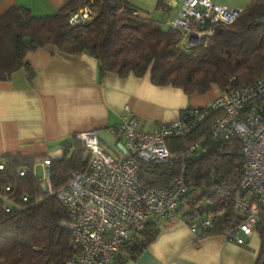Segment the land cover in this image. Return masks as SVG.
<instances>
[{
	"label": "trees",
	"instance_id": "trees-1",
	"mask_svg": "<svg viewBox=\"0 0 264 264\" xmlns=\"http://www.w3.org/2000/svg\"><path fill=\"white\" fill-rule=\"evenodd\" d=\"M82 6L95 13L93 20L70 26V13ZM174 9L157 0L156 10L161 16L169 19ZM179 39L178 32L163 28L162 20L126 0H69L56 13L43 17L33 16L28 7L13 6L0 15V80H8L13 72L25 68L31 82L34 72L24 62L26 53L50 45L96 59L99 81L107 72L122 78L129 74L142 77L149 72L152 84L178 87L187 95L205 94L211 84L226 91L233 76L235 86L248 85L264 71V0H248L234 23L215 27L206 46L184 50ZM214 120L215 115L208 116L186 137L167 141L172 152H184L188 145L199 143L200 149L184 167L179 163L139 162L142 180L148 185L165 187L179 176L184 178L188 192L179 205L182 217L187 223L203 215L214 219V230L198 234V238L222 234L230 223L233 195L242 174L240 140L231 137L213 142L210 128ZM44 157L0 156L4 166L0 192L9 185L11 190L5 194L22 207L5 212L0 202V264H67L75 253L66 226V209L55 194L42 190L33 173L35 163ZM87 162L84 145L74 135L51 160L53 190L66 183L69 171H83ZM22 196H27L28 202H23ZM202 202L206 209L201 208ZM160 223L148 222L134 233L112 264L135 260L157 238ZM256 232L261 242L257 264H262L264 209L260 210Z\"/></svg>",
	"mask_w": 264,
	"mask_h": 264
},
{
	"label": "built area",
	"instance_id": "built-area-1",
	"mask_svg": "<svg viewBox=\"0 0 264 264\" xmlns=\"http://www.w3.org/2000/svg\"><path fill=\"white\" fill-rule=\"evenodd\" d=\"M176 12L167 20L171 30L180 34L179 45L184 50L206 46L217 25L235 22L241 10L212 0H180ZM94 12L82 6L71 12L70 26L90 23ZM235 77L211 103L190 108L172 122H163L153 130H145L140 120L125 106L127 117L116 130L123 139L124 151L114 156L101 145L96 131L77 135L88 155L83 171H69L67 181L57 190L51 185V160H41V187L55 194L67 211L66 223L75 250L67 264H112L134 233L145 225L161 221L179 222L189 226L198 236L214 230V219L203 215L190 223L182 217L179 205L188 188L182 176L165 187L151 186L142 180L139 162L159 164L179 163L200 149L199 143L184 152H172L167 146L170 138H184L199 127L208 116L215 115L210 138L220 142L237 137L242 144V174L233 195V217L223 230V236L236 244L256 232L260 210L264 209V71L253 82L235 86ZM0 164V170L3 169ZM19 175H24L21 170ZM0 202L5 212L22 208L5 193ZM28 202L27 196H22Z\"/></svg>",
	"mask_w": 264,
	"mask_h": 264
},
{
	"label": "crops",
	"instance_id": "crops-1",
	"mask_svg": "<svg viewBox=\"0 0 264 264\" xmlns=\"http://www.w3.org/2000/svg\"><path fill=\"white\" fill-rule=\"evenodd\" d=\"M68 1L0 0V15L13 6H23L33 16L43 17L56 13ZM126 1L143 11L157 2ZM164 2L178 6L180 0ZM247 3L237 0L231 7L243 9ZM24 62L34 72L31 82L25 68L13 72L8 80H0V156L57 157L61 146L74 135L90 131L98 133L104 149L120 156L123 139L114 130L127 117L125 106L143 129L150 131L160 123L177 120L183 109L208 105L222 93L218 85L211 84L205 94L187 95L178 87L152 84L149 72L142 77L129 74L124 78L107 72L99 81L96 59L86 53H65L50 45L26 53ZM160 229L157 238L127 264L258 262L261 242L257 232L244 237L245 243L239 245L223 234L198 238L188 225L179 222L161 221Z\"/></svg>",
	"mask_w": 264,
	"mask_h": 264
},
{
	"label": "rangeland",
	"instance_id": "rangeland-1",
	"mask_svg": "<svg viewBox=\"0 0 264 264\" xmlns=\"http://www.w3.org/2000/svg\"><path fill=\"white\" fill-rule=\"evenodd\" d=\"M216 1L217 3L219 4H227L228 6H234L235 5V2H237V0H214ZM156 3L152 6V8H150L149 10H145L147 12H150L153 16H155V18L157 19H160L162 20L163 22V28H169L167 25H166V20L168 19L167 16H161V13L158 12L156 10ZM237 4V3H236ZM236 9H239L241 10L242 8H238V6L235 7ZM176 12V7L174 10H172V13L171 14H174ZM94 16H95V13H94ZM121 147H123V143L121 142ZM41 165V160H38L35 165H34V170H33V173H34V176L37 178V179H41L42 176H43V172H42V167L40 166ZM201 208L202 209H206L207 208V204L205 202H202L201 203Z\"/></svg>",
	"mask_w": 264,
	"mask_h": 264
},
{
	"label": "water",
	"instance_id": "water-1",
	"mask_svg": "<svg viewBox=\"0 0 264 264\" xmlns=\"http://www.w3.org/2000/svg\"><path fill=\"white\" fill-rule=\"evenodd\" d=\"M262 264H264V262H262Z\"/></svg>",
	"mask_w": 264,
	"mask_h": 264
}]
</instances>
